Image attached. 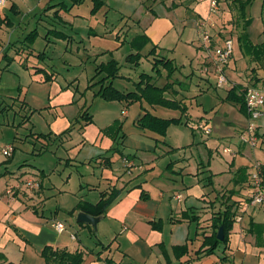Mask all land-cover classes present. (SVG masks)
I'll return each instance as SVG.
<instances>
[{
	"label": "rangeland",
	"instance_id": "374dc122",
	"mask_svg": "<svg viewBox=\"0 0 264 264\" xmlns=\"http://www.w3.org/2000/svg\"><path fill=\"white\" fill-rule=\"evenodd\" d=\"M57 1L65 3L66 12L69 13V23L60 21L55 15L53 16V12H49L56 7L48 8L49 4ZM260 1L252 0L247 5L248 16L251 18L247 34L251 41L249 43L252 45L249 48L251 51L252 47V51L243 57L245 51H242L240 45L244 42L239 43L237 39H232L234 60L231 63V70H225L228 84L216 86V75L208 68L211 66V59L206 53L201 62H191V59L187 61L183 54L187 51L179 49L173 65L174 78L181 84L176 83L174 88L178 91L177 98L185 99L190 121L182 125L170 124L165 134L160 135L136 125L135 121L143 108L162 118L179 117L178 110L161 105H150L143 100L128 105H123L119 101H105L95 95L99 88L98 85L90 87L102 77L99 67L112 59L119 63V74L121 75L114 79L113 85L122 91L134 90V82L138 80L141 72L150 74L153 72L151 58H141L137 65L129 64L125 58L130 53L129 47L132 41L129 42V39L137 36L138 29L135 28H138V19L146 17L143 12L148 10L147 6L151 0H5L4 5L0 6V191L2 192L7 184L11 185L12 180L16 181L12 177L14 174L22 177L21 189L29 195L24 172L30 175L34 173L43 175L45 172L41 182L45 190L44 202L46 204L40 209L49 216L50 212L59 208L56 212L57 220L62 221L67 229L66 231L64 229L67 235H70V230L74 231L85 245L84 250L95 248L96 243L101 240L104 244L111 241L116 244L120 242L123 253L129 245L123 238L116 240L119 229L114 221L111 229L108 230L110 231L109 237L102 232L103 223H100V226L97 225V232H94L92 227L83 228L76 222L73 214L75 211L71 212L72 209H70L75 202L76 193L83 195L87 200L94 201L99 192L106 189L105 184L110 181L106 179L107 177L100 175L102 169L107 168L104 165L108 159L101 157L103 154L109 156L115 153L123 159L128 158L134 162L131 167L124 162V169L147 166L149 161L146 160L149 157L154 167L146 169H152L154 173L150 174V170H146L135 178L140 176L142 180L144 177L151 178V176L160 174L163 177L174 176L180 181V177L170 171L173 169V161L183 156L188 158L193 152V166L196 168V159L199 161L203 158L202 155L207 158V150L201 143L206 139L216 140L213 137L209 138V135L200 128V125H204L210 129V132L212 130L207 126L208 122L197 121L201 116L209 119L215 117V120L227 118L229 122L234 123L237 122L235 120L238 116L244 121V114L237 110L231 113L234 109L230 107L226 96L230 84H244L246 87L264 85V34H261L263 25L260 19ZM12 2L15 4L13 5ZM210 24L209 29L211 30L216 22H210ZM53 29L61 31L65 38H57L51 34L47 36V32H52ZM234 32L237 33V30ZM234 32L232 30L228 33L229 36H236ZM209 33L212 39L214 34L212 31ZM109 41L117 43V47L112 48ZM210 45L216 48L223 44L211 42ZM199 46L201 48L203 44L200 42ZM260 48L262 50H259ZM161 55L166 56V53H161ZM206 65L208 69L204 70ZM160 71L162 75L166 74L165 69L161 68ZM191 72L193 76L189 78L187 75L189 73L191 75ZM199 72L209 79L211 84L208 83V89L199 84L201 81ZM46 79H51V81L48 82ZM158 82L164 83L165 78L161 77ZM54 85L62 86L60 94L52 93ZM66 90H70L71 100L63 104L56 103V100L63 95L67 96L64 94ZM186 91L193 96L188 97ZM166 95V98L171 97V95ZM86 111L92 116L94 123H90L92 125L83 132L74 126L84 124L83 113ZM222 111L227 114L223 115ZM79 112L82 114L80 117L77 116ZM64 114L70 119H78V117L80 119L78 122L72 120L70 130L63 134V138L54 134L50 135L51 137L36 138L37 133H49L52 130V119L56 115L63 116ZM260 119L264 120V114L253 123ZM217 124L221 125V122ZM224 125L229 126L225 123ZM230 126L235 125L230 124ZM92 127L100 129L109 137L112 141L111 149L107 151L94 143L91 137L94 136L95 130ZM246 129L245 127L240 131L238 142L250 148V145L243 142L240 137ZM213 132L212 136H215L216 132L214 130ZM254 132L258 137L257 128ZM30 133L36 134L33 136ZM261 134L263 135V130ZM9 146L13 147V151L9 156L3 155L2 150ZM222 149L220 146L219 153L213 152V156L208 158L214 171L224 170L230 163L231 154L223 153ZM99 154L101 156H98ZM257 155L263 156V153L258 152ZM70 157L71 161L68 159ZM73 157L77 160H73ZM92 157H94L93 160L89 161ZM186 170L193 172L194 169ZM124 174L127 173L124 172ZM129 177L131 176L127 174L123 179L127 180ZM160 181L164 183V190L171 189V184L167 183H171V180L160 178ZM40 183H38L39 186ZM88 183H94V189H87L86 184ZM80 188L81 192L78 191ZM60 189L64 191L60 192ZM207 191L209 192L210 189ZM221 192L225 194L228 191L218 193ZM3 201L6 202L7 199ZM256 219L264 222V211L257 213ZM188 225H176L172 233L171 226L163 228L162 223L159 222V229L163 228L165 252L149 254L145 263H139L131 258V255V257L114 255L113 259L117 264H154L157 258L160 259L157 261L159 264H187L183 260L186 255L177 258L174 247L189 245L192 241L190 239L196 237L195 232L203 230V227L194 221ZM187 231H189L188 238L184 240L187 237ZM74 233L71 237H74ZM194 241L197 242L195 239ZM198 245L199 243H195L196 247ZM191 246L193 247L194 244ZM216 251L219 255L222 252V245ZM170 252L173 256L169 255ZM211 259L214 260V256Z\"/></svg>",
	"mask_w": 264,
	"mask_h": 264
},
{
	"label": "crops",
	"instance_id": "0c3cea01",
	"mask_svg": "<svg viewBox=\"0 0 264 264\" xmlns=\"http://www.w3.org/2000/svg\"><path fill=\"white\" fill-rule=\"evenodd\" d=\"M261 2L262 0L260 1V19L262 22ZM12 4L14 5L15 2H12ZM247 8V5H245L244 8L241 9V6L233 0H219V11L217 16L213 17L215 18L214 22H216V24L211 30L207 27L209 31H212L214 34L212 43H222L224 37L229 36L228 33H231L232 30L233 32L237 30V33L234 32L236 36L229 37L237 39L239 43L246 40L251 43L247 34L248 24L251 19L248 16ZM147 9L148 10L143 12L146 17L144 19H138V28H135L138 29L137 36L145 35L148 38V42L140 50L143 55H146L152 46H155L157 55L166 53V57L173 59V62L175 61V56H177L179 49L187 51V53H183L187 61L190 59L191 62L202 61L207 52L204 50L203 46H201V48L199 46L200 42L202 43L199 36V29L201 28V23H205L210 15L209 0H151ZM55 10L56 8H53L49 12ZM66 11L64 9L59 10L56 18L59 17L62 22L65 21L69 23V13ZM243 12L244 18H241L240 15ZM246 24L247 26L244 27ZM221 32L224 37L220 35ZM133 37L129 39V42L132 41ZM109 43L112 48L117 47V43L114 41H109ZM129 48L130 52L136 51L132 46ZM246 55L247 54L244 53L243 57ZM147 58L150 59L151 56ZM233 60L234 55L232 54V58L226 67L227 70H231L230 68H232L231 63ZM199 73L201 79L199 84L202 85L203 88L208 89V83H210V81H208L209 79L201 75V72ZM187 76L190 78L193 76V73L191 72V75L189 73ZM256 77H258V75ZM49 81H51V79L48 80V82ZM187 84L189 83L187 82ZM261 87L264 88V85ZM61 91L62 86L54 85L52 93H56L57 95L60 94ZM64 94L67 96L65 97L63 95L60 99L56 100V103L63 104L71 100L70 90H66ZM186 94L188 97L193 96H190V93L187 91ZM228 103L230 107L234 109L231 113L236 112V110L238 111L237 105L231 102ZM123 113H125V111ZM222 113L223 115L224 113L227 114L225 111H222ZM80 115L82 114L79 112L77 116L80 117ZM243 116L245 117L244 121L242 119L240 120L237 116V120H235L237 121L236 123L229 122L227 118H223L222 120L218 118L215 120V117H210V120L209 118H203V116L197 120H203L209 123L207 126L211 127L212 130L207 135H209V138H216V140L206 139L201 143L203 148L207 150V158L202 155L203 158H200L199 161L196 159V168L193 166V152L188 158L183 156L177 161H173V169H170V171L177 174L178 177H180V181L174 176L163 177L160 174L151 176V178L144 177L142 180H140V176L135 178L140 173L150 170L146 169L147 167H154L153 162L150 163L152 159L150 160L149 157L146 160L149 161L147 162L149 163L147 166L124 169L125 167L123 165L125 164L124 162H126L125 159L130 161L132 166L134 162L128 158L123 159L115 153L109 156L108 154H103L102 156L99 154L98 156L108 159L104 165V167L107 168L102 169L100 173L101 176L107 177L106 179L110 181L106 182V189L110 186H114L121 189V193L118 199L110 204L97 225L100 226V223H103L102 232L106 237H109L110 231L108 230L111 229L114 221L115 226L119 229L116 240L123 238L125 243L129 245L122 253L121 243L118 242L116 244L111 241L109 250L103 251L100 257L111 256L114 258V255L123 257L131 255L132 257H130L139 263H145L147 258H149V254L153 252L155 254H160L164 251L163 228L171 226L170 231L173 233L176 225L189 226L188 224L190 221L181 219V215L184 211L193 210L195 215L198 216V222L201 227H203V230H197L195 232L196 237L194 239L197 242H195L194 239H190L192 241L188 245L186 258H183L187 264H193L194 262H197L196 264H215L217 262L218 264H264V222L257 221L256 219L257 213L264 211V202L255 206H249L245 211L240 210L242 203L251 193V187L249 185L251 166L255 160L262 158V155L258 156L257 153L260 152L262 154L263 152L264 120L260 119L253 123L259 135L258 143L255 148H249L238 142L240 131L250 122L248 120V115ZM79 117L78 119H80ZM78 119H70L65 114L63 116L56 115L51 121L52 130L49 131L51 136L52 134L58 135L63 133L71 127L72 120H77L78 122ZM218 122H221V125L217 124ZM92 123H94V119ZM224 123L229 126H225ZM81 124L82 123L74 127H78L79 131L83 132L87 131L90 125H92ZM230 124L235 126H230ZM92 128L95 130L94 136L91 137L94 143L107 151L111 149L112 141L109 137L103 134L100 129L98 130L95 127ZM213 130L216 132L215 136H212L214 133ZM262 130L263 135L261 134ZM59 138H63V136ZM220 146L223 148V153L231 154V160L226 169L214 171L208 158L213 156V152L218 154ZM225 149L227 151H225ZM93 158L94 157L89 159V161L93 160ZM68 159L71 161V157ZM72 159L77 160L76 157ZM127 165L129 166L128 163ZM186 169L194 170L193 172L190 170L187 172ZM151 170L149 173L153 174L154 171ZM262 170L264 179V168ZM124 172L131 177L127 180L123 179V177L127 175L124 174ZM24 173L26 175L24 178L25 181L32 179L38 183L41 182V179L45 175V172L43 175L37 173L30 175L26 171ZM210 174L211 178H208ZM12 177L16 179V181H11L13 185H8L6 182L7 186L2 189V192L0 191V252L5 255L6 259L15 264H44L45 261L41 257L40 252L45 245H51L54 248H66L71 251L75 249L84 250L85 245L82 244V241L76 236L74 231L70 230V235L66 234L65 231L67 229L62 233H58L53 229L52 224H50L52 221L57 220L56 212L59 208L50 212L49 216L45 214L44 210L40 209L46 204L44 202L46 197H44L45 190L42 182L38 188L34 190L28 189L30 192L28 195V193H25L21 189L20 185L22 184L20 182L23 181L22 177H18V175L15 176L14 174ZM160 178L167 181L168 179L169 181L171 180V183L167 182L171 184V189L164 190V183L160 181ZM124 180L125 183L123 184ZM86 187L87 189H94V183H88ZM207 189H210V191L208 192ZM231 189L233 192H226L225 194L223 192L218 193L225 190L230 191ZM59 191L62 192L64 190L60 189ZM78 191L81 192V188L78 189ZM228 194H231L230 201L233 200L239 204V212L237 214H241V220L234 221L228 242L226 244H220L222 245V252L219 255H217V251L215 250L214 254H200V256L196 258L197 255L194 251L201 245L204 233L209 234L212 216L214 213L223 209L225 205L224 201L227 199ZM98 198L99 194L97 199L95 198L94 201H90L84 198L83 195L76 193L75 202L70 209L80 200L95 203ZM5 199H7L6 202L3 201ZM78 212L79 211H75L73 213L75 218ZM159 222L162 223L163 228L161 229H159ZM153 223L158 228H153ZM80 226L89 228L86 225ZM72 233H74V237H71ZM188 234L189 231H187V237L184 240L188 238ZM99 241L102 242L101 240ZM195 243H199V245L196 247ZM192 244H194L193 247L191 246ZM219 246L217 248H219ZM91 250H93V252ZM99 250L100 246L97 245L92 249L86 248L84 256L85 264H101V261L98 260L95 254V252ZM169 255H171V252ZM169 255L167 254L168 257ZM213 256L215 258L214 260L211 259ZM113 260L116 263V260ZM159 260L158 258L154 260L156 261L154 264H159L157 262ZM181 260L182 259H180V261Z\"/></svg>",
	"mask_w": 264,
	"mask_h": 264
},
{
	"label": "trees",
	"instance_id": "16d2710c",
	"mask_svg": "<svg viewBox=\"0 0 264 264\" xmlns=\"http://www.w3.org/2000/svg\"><path fill=\"white\" fill-rule=\"evenodd\" d=\"M237 2L241 9L244 8L245 5L251 3L252 0H233ZM60 4H62L60 6ZM56 6V10L53 11L55 16L58 15L59 10H67L65 3L63 1H57L56 3L49 4V7ZM13 7V5H12ZM241 18H244V12L241 13ZM261 17L263 23L262 33L264 34V0L261 2ZM59 17H57L58 19ZM60 20V19H59ZM61 21V20H60ZM248 24V23H247ZM244 25V27L247 26ZM245 29V28H243ZM243 32V31H242ZM48 34L53 35L57 38H65L61 31L53 29L52 32H47ZM148 42V38L145 35H138L133 38L131 42V46L136 49L135 52H130L126 55V62L129 64L137 65L141 58H147L151 56V64H152V73L141 72L138 75V80L134 82V90L130 91H122L116 88L113 85L114 79L117 77H121L119 74L120 65L119 63L112 59L107 64H102L99 67V72L102 74V77L96 82L90 85V87L95 84L99 86L98 90L95 92V95L102 98L105 101H119L123 103V105H128L137 101H145L150 105H161L168 108H173L180 112L179 117H169L162 118L159 117L148 109L143 108L142 112L136 119V125L140 128H147L152 131L159 133L160 135L165 134L166 128L170 124L182 125L188 124L190 121L188 116V106L184 102V98H177L178 91L174 88L176 83L181 84V82L175 79L174 76L175 69L173 65V60L171 58L166 57L165 55H157L156 47L152 46L150 51L143 55L141 53L142 47ZM241 48L244 50L246 54H249L251 51L249 46H252L249 41H243ZM264 48V47H263ZM259 50H262L260 48ZM254 52V50H253ZM148 59V58H147ZM165 69L166 74L162 75L160 69ZM96 77V75H94ZM162 78H165V82L160 84L158 81ZM159 78V80H158ZM48 80V79H46ZM246 86L243 84L235 83L228 88L226 100L238 106V111L244 115H248L245 101H244V89ZM171 95V97H165V95ZM167 96V95H166ZM83 118L85 120L84 124H90L93 122L92 116L86 111L83 113ZM70 129L68 128L63 133L57 135L58 137H62L63 134L68 132ZM31 135H35L36 133H30ZM51 133H37L36 138L39 139L49 137ZM208 178H211V174L208 175ZM211 182V181H210ZM228 192H233L231 189ZM121 193V189H118L114 186H110L109 188L102 190L99 192V198L97 202L90 203L88 201H78L75 206L72 208L71 212L74 211H83L89 213L91 215H103L107 211L108 207L112 202L118 199ZM144 194V193H143ZM232 194V193H231ZM231 194H228L227 199L224 201V207L222 210L214 213L210 223V232L209 234L204 233L201 245L195 251L197 255L196 258L200 256V254L211 255L215 253V250L220 244H226L228 242L229 234L233 228L235 216L239 212V204L236 201H230ZM181 219H187L190 222H196L199 224V218L195 215V212L192 211H184L181 215ZM80 225L85 226L86 224L78 223ZM90 227V225H86ZM223 227V239L220 241L217 239V231L218 228ZM152 227L158 228L154 223ZM97 246H100V250L95 252L101 264H115L113 258L110 257H100L103 251H107L110 248L111 242L107 244H103L98 241L96 243ZM93 252V250H91ZM85 250L75 249L68 250L66 248H54L51 245H45L41 249L40 255L44 259L46 264H85ZM174 252L176 257H183L188 252V245H178L174 247ZM0 264H15L11 261H8L3 253L0 252ZM117 264V263H116Z\"/></svg>",
	"mask_w": 264,
	"mask_h": 264
},
{
	"label": "built area",
	"instance_id": "2783aa9c",
	"mask_svg": "<svg viewBox=\"0 0 264 264\" xmlns=\"http://www.w3.org/2000/svg\"><path fill=\"white\" fill-rule=\"evenodd\" d=\"M5 3V0H0V6ZM219 11V0H209V17L205 23H201V28L199 29V36L202 40L204 50L207 52V55L211 59V66H208L214 74L216 75V86H224L228 84V79L225 74V69L228 66L232 54H233V40L231 37H224L222 46L212 48L210 43L212 42L211 35L207 27H211L210 22L214 23V16L217 15ZM214 26V24H213ZM207 65L204 70H207ZM232 84L229 85V87ZM244 101L246 110L248 113L249 123L246 126V131L241 134V140L245 143H248L251 148H255L258 143V137L256 136V126L253 124V121L258 119L260 115L264 114V88L258 86H247L244 89ZM205 132L208 134L210 129L204 125H200ZM13 151V147H6L2 150V154L9 156ZM263 156L261 159L255 160L251 166V172L249 174V185L251 187V193L248 198L242 203L240 210L245 211L249 206L258 205L264 202V179L262 177V169L264 168V147H263ZM129 167L132 166L130 161L125 160ZM25 185L28 189H36L39 187L37 181L28 179L25 181ZM241 214L235 216L236 221L241 220ZM54 229L61 233L64 231L65 226L62 221H55L52 223Z\"/></svg>",
	"mask_w": 264,
	"mask_h": 264
},
{
	"label": "water",
	"instance_id": "95a60500",
	"mask_svg": "<svg viewBox=\"0 0 264 264\" xmlns=\"http://www.w3.org/2000/svg\"><path fill=\"white\" fill-rule=\"evenodd\" d=\"M101 216L102 215L96 216V215H91L83 211H79L76 215V222L90 225L93 228L94 232H97V224ZM216 237L220 241L223 239V227L222 226L218 228Z\"/></svg>",
	"mask_w": 264,
	"mask_h": 264
}]
</instances>
